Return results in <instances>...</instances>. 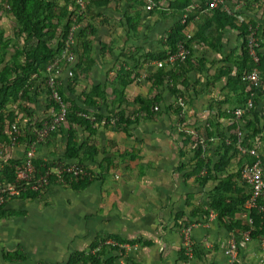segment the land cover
<instances>
[{
	"label": "rangeland",
	"instance_id": "374dc122",
	"mask_svg": "<svg viewBox=\"0 0 264 264\" xmlns=\"http://www.w3.org/2000/svg\"><path fill=\"white\" fill-rule=\"evenodd\" d=\"M68 1L72 3L68 11L72 12L75 10L73 7L74 1L77 2V0ZM84 1L88 3L89 0ZM223 1L222 6L224 9L236 15L238 14L243 20H254L264 27V0ZM64 2L65 0H56V3L61 6ZM88 8L86 5L81 15V24L79 25H83V30H85L86 25H89L86 19L92 13ZM7 9V0H0V30L2 37L5 40L12 41L15 47L20 48L22 39L16 38L15 35L17 22L7 12ZM151 10L146 11L149 12ZM61 30L62 28L60 27L59 31ZM88 32L89 30H87ZM95 35L96 33L89 34L93 53L98 51L97 43L100 40H104L101 33L99 36ZM226 39L228 48L221 50L223 51L221 56H226L229 53L227 50L230 48L231 52H238L241 47V40L237 35L229 33ZM157 40L155 39L156 47L158 46ZM14 50L11 45L6 49H0V56L3 59V64L0 68L12 57ZM146 50H148L147 47H145ZM195 50L199 54H203L202 50L198 48ZM79 51L80 43L78 39V46L75 48V61L69 65L61 57L59 72H52L55 82L54 87L58 95L62 99L66 97L65 95H68L72 100L82 101L89 105L88 117L92 121L93 114L108 117L117 114L118 111H122L127 118L135 123L126 131H113V123L109 125L106 122L100 125L96 124L94 126L95 136L90 140L98 148V155L94 162L81 164L78 160L68 161L63 159L67 137L65 123L61 124V122L54 129L49 128L54 123V118L58 115V112L53 111L49 107V101L52 98L47 82L46 84L41 80L35 82L28 91L27 97H23L15 106L10 108L11 111L14 109L13 112L16 115L13 125L15 124L18 129V142L13 149H8V145L1 143L3 141L0 140V144L4 146V149H7L6 152L0 155V161L12 158L25 162L28 158V153L32 152L31 158L33 161L41 160L44 163L54 165L50 173L57 174L68 166L82 169L84 174L91 178L90 185L83 192H74L65 187L60 181L51 183L47 181L36 199L29 201L9 200L5 209L18 212L19 216L0 220V252H26L28 256L25 255L29 259L26 264H67L69 256L74 251H81L87 248L86 246L90 241V233H98L102 217L105 216L109 219L112 217L121 218L127 207L132 206L137 197L140 198L142 203L149 202L148 192L125 193L120 191L119 187L124 184L134 186L148 184L149 155L151 150L156 147L154 140L159 138L158 136H165L181 144L182 139L179 137V132L182 129L179 126V120L185 122L186 126L183 130L193 139H195L196 128H204L206 124H210L209 129L216 137L207 145L204 157L209 159L211 167L219 161L222 153L219 136L222 135L226 138L231 134L232 127L235 125L239 126L250 147L256 149L264 159V95L241 93L234 96L231 94L226 96L225 102L226 92L224 91L225 87H223L225 79L220 80L218 78V69L229 66L223 62V59L218 62H212L214 65L205 88L196 76L190 75V77H187V79L190 78V83L188 82L184 86L178 85L175 89L168 82L163 81L161 85L159 84V73L156 72L152 64L153 61L140 59L138 66L130 65V68L135 69L137 74H143L145 77L142 78V75L141 77L138 75L129 87L124 88L126 91L124 94L126 102L123 103V107L117 108L109 105L110 98L107 97V90H101L100 79L90 83L83 78L82 74L75 77V73L78 74ZM142 54L141 50L135 57H140ZM261 54L264 57L263 48ZM120 56L124 59L130 58L128 52L123 50ZM213 58L218 60L220 57ZM110 59L113 62V67L109 69V72H114L115 68L121 65V62H126L124 59L121 61L112 57ZM98 60L100 69L101 63L105 62ZM230 66L232 65L230 64ZM111 76L113 77L114 75L111 74ZM263 78L264 76H259V84L264 91ZM212 79L214 81H211ZM69 81H73L71 87L73 94H68L65 91ZM116 84L119 86L116 81H109L105 87L111 89ZM59 87L64 89L62 93L58 91ZM172 89L174 93L171 91ZM101 93L104 97L100 95ZM137 98L142 100L153 98L155 100L151 106L152 111L150 109L151 115L148 119L144 118V114L140 113L139 104L135 101ZM248 101L252 102V108L246 110L241 119L237 121L233 112L236 109H244L245 106L243 107V105ZM225 104L228 105V109ZM63 106H66L65 102ZM154 107L158 109L154 110ZM178 108H181L180 115L175 113ZM223 114L226 115L225 118H223ZM245 121L249 122L258 133H254L252 128L246 129ZM87 137L86 131L78 129L77 138L79 143L84 142ZM183 150L186 152V156L182 160L185 165L184 170L190 171L194 165V153H192L191 146ZM126 152H132L137 156V159L133 162L127 160V157L124 156ZM227 160L228 169L232 165L238 164V156L233 151H230L229 159ZM126 176L129 177L127 178ZM175 176L178 183L182 186L179 188L181 192H175L171 195L173 203L172 215L178 214L177 210L185 209L187 204L193 207H207L208 198L213 188L212 182L201 187L194 178L189 179L187 183L182 180L179 174ZM144 206L147 207V204ZM127 211L132 210L128 209ZM194 223L186 222L185 224L173 226L180 236L181 248L184 251L182 231L188 227L193 229ZM87 226L90 227L91 232L87 230L88 233L84 234L82 229H87ZM99 233H102L99 235L102 237L108 234L105 231ZM135 241L139 242L136 246L128 245L121 248L120 259H123L124 256L138 255L140 250L143 249L140 244L143 241ZM230 241L228 240L225 251ZM191 243L193 255L198 249L193 243L192 236ZM205 249L203 248V250ZM118 254L119 252H114L111 255L119 258ZM235 264H238V249Z\"/></svg>",
	"mask_w": 264,
	"mask_h": 264
},
{
	"label": "trees",
	"instance_id": "16d2710c",
	"mask_svg": "<svg viewBox=\"0 0 264 264\" xmlns=\"http://www.w3.org/2000/svg\"><path fill=\"white\" fill-rule=\"evenodd\" d=\"M110 1L117 0H89L86 5L87 7L92 5L100 7L107 5ZM137 1L142 4L145 3L144 0ZM158 1L159 0H152V2H154L153 4H155L154 6H156ZM7 5V12L11 14L17 22V27L15 28L16 38L22 39L21 47H15L12 41L3 39L0 30V49H6L10 45L15 49L12 57L0 68V140L3 141L1 143L9 146L8 131L11 129L16 118L13 112L14 109L11 111L10 108L15 106L23 97H27L28 91L33 87L35 82L38 80H41L45 84L48 82L46 77L47 69L51 65L58 62V67L60 68L64 41L67 37L68 30L74 21L81 24V16L78 17L76 14V10L78 9L76 1H74L73 5L75 10L72 12L68 11L69 7L72 5L68 0H65L62 6L56 3V0H7ZM190 5L191 0H173L168 4V9L175 14L184 13ZM154 6L152 9H154ZM200 9L208 10L207 0L203 1ZM209 11H211L212 16L208 21V26L214 27L212 34L218 35L221 38L222 31L228 28L234 31L241 40L239 51L231 52L227 59V64H231L232 66L220 69L218 71V78H226L225 88L234 96L241 93H248L249 95L256 93L258 96H263L264 91L259 83L255 86L251 82L243 80V77L253 69L257 70L259 76H264V57L261 54L262 48L264 49V27L251 19L240 22L235 15L227 13L226 9L221 5L215 10ZM198 12L199 11L189 14L183 22L176 23L168 32L162 35L161 39L164 48L162 52L157 54H142L140 56L141 58H132L135 66H138L142 59L156 61L164 59L167 54H172L176 49L177 43L186 40L184 31ZM80 26L81 28L76 37V47L78 46V39L80 43V51L78 52L79 67L78 74L75 73V77L79 74H86L92 67V60L90 57L91 48L88 37L89 34H93L94 31L89 25L85 26V30H83V25ZM60 27L62 28L61 31H59ZM130 28L133 30L131 26ZM208 29L209 27H206L205 31L207 32ZM87 30H89L88 33ZM250 38H253L255 42L254 50L258 58L257 64L253 62L249 54L248 41ZM194 39L201 40L199 34L196 36L191 35L190 39L187 40V47L190 50V55L184 62L177 65L175 72H168L169 79H166L167 74L163 70H156V72L159 73L158 80L160 85L163 81L168 82V84L175 89L178 85L184 86L188 83L187 73L198 68L194 66V63L191 61L190 45ZM50 44H52V46H50ZM231 58L233 59L232 61ZM2 64L3 59L0 56V66ZM138 75L135 69L128 70L126 65L120 67L117 72V83L122 89H113L112 95L114 100L110 103L112 107L116 105L120 106L126 102L123 89L132 84ZM72 84L73 81H69L65 89L68 94H73V89L71 88ZM58 89L60 93L64 91V89L60 87ZM173 89L171 91L174 93ZM100 95L104 97L102 93ZM65 96L64 99L61 98L63 105L64 102L66 105L64 106L65 114L61 123H65L67 134L63 154V159L65 160H78L81 164L94 162L98 155V148L90 139L95 136L96 131L94 126L96 124L100 125L106 122V124L109 125L111 121H114L112 125L113 131H126L135 123L127 118L122 111H118L117 114L108 117L93 114L92 121L88 117L89 105L82 101L72 100L68 95ZM135 101L139 104L140 113L144 114V118L148 119L152 111L151 106L155 100L153 98H148L146 100L137 98ZM244 106L245 104L243 107ZM49 107L52 108L53 111L60 112L58 104L52 99L49 101ZM180 111L181 108L175 110L176 115H180ZM222 116L223 118L226 117L225 114ZM179 126L182 129L179 132V137L182 139L178 151L179 160L181 161V159L186 156V152L183 149L189 146H191L192 153H194V165L192 170L183 174V179L189 180L194 178L196 183L201 187L209 182L213 183V188L208 198L207 208L195 207L190 214V218L208 216L212 212L215 214L217 224L225 228L228 232L234 233L237 237H239L240 233L243 234L246 232H249L250 239L264 235V213L257 210H246L244 208L248 193L245 194L243 190V187L246 186L240 180L239 170L245 161L252 162L253 159L241 157L235 148L238 125H232L233 130H231V134L226 138L222 135L219 136L221 139L222 153L220 154L219 161L212 167L209 159L204 157L207 145L216 137L209 129L210 124H206L204 128H196L195 139L183 130L186 126L183 120H179ZM245 127L246 129L252 128L254 133H258L247 121H245ZM78 129L84 130L88 134L84 142L79 143L78 141ZM243 145L247 148H251L245 136ZM230 151H233L238 156L237 167L239 170H237L235 174H230L227 168V159H229ZM126 157L130 160L133 159L127 155ZM260 158L264 163L262 156H260ZM22 163L23 161L12 158L0 161V186L14 184L16 182V168L20 167ZM32 165L34 168L33 182L44 176L54 167L53 164H47L41 160H32ZM184 166L185 165H181L179 162L176 171L181 172L184 170ZM66 168L69 167H64L58 174H49L48 183L60 181L65 187H68L74 192H83L90 185L91 178L86 174L80 173L74 176L72 173L64 171ZM42 188L32 190L30 187H26L24 190H20L18 195L12 196L9 200L18 199L29 201L36 199L41 193ZM7 203L0 206V220L19 216L18 212L5 209ZM187 206L191 205L187 204ZM240 212L245 213L246 218L242 219L241 223H238L236 215ZM183 216V213L176 214L174 219L176 226H178L179 220ZM138 243L139 242L135 240L121 239L116 235H109L108 237L98 235L87 248L73 252L69 256L67 264H115L116 257L110 256L107 259L105 258L114 252H121L120 247L123 245L133 246ZM140 244L148 247L151 245L150 242L145 241L140 242ZM178 252L179 259L185 261L187 255L183 248ZM2 258L8 263H18L26 260L25 254L21 251L3 252ZM123 260L125 262L129 261L126 257H124Z\"/></svg>",
	"mask_w": 264,
	"mask_h": 264
},
{
	"label": "crops",
	"instance_id": "0c3cea01",
	"mask_svg": "<svg viewBox=\"0 0 264 264\" xmlns=\"http://www.w3.org/2000/svg\"><path fill=\"white\" fill-rule=\"evenodd\" d=\"M172 1L173 0H159L156 6H154V9L149 12L146 11L148 3L145 1V3L142 4L137 0H117L110 1L107 5L100 7L94 5L89 6L88 9H90L92 13L88 16L86 22L93 29V34L96 33L95 36H99L101 33L104 40H100L97 43L98 51H94V53L90 51L92 67L83 75V78L90 83L98 81L96 79H100L99 82L102 86L101 90H107V97L110 98L109 105L111 101L114 100L112 95L113 89L120 90L121 88L119 84V86L116 84V86L111 87V89L105 87V85H107L109 81L117 82V72L120 67L126 65L128 70L131 69L130 65L135 67L132 58H135L139 50H142L143 54H157L162 52L164 49L161 39L162 35L168 32L173 25L178 22H183L186 16L194 12L199 11L187 25L184 33L192 36L199 34L201 38V40L194 39L190 45L191 61L194 63V66L198 68L189 71L187 73L188 76H186H196L205 88L210 79L212 66L214 65L212 62H218L223 59V62L227 64V59L231 54V48L227 50L229 53L226 56H221L223 54L221 50L228 48L226 45L227 35L229 33H233L234 35L237 34L228 28L222 31L221 38L218 35L212 34L214 27L208 26V21L212 13L209 10L200 9L205 0H191V5L184 13L176 14L168 9V4ZM206 27H209L207 32L205 31ZM155 39H158L157 47ZM145 47H147L148 50L145 51ZM197 48L202 50L203 54H199L197 50L194 51V49ZM122 50L128 52L130 58H122L120 56ZM111 57L113 59H118V61L122 59L126 61L123 63L121 62V65L115 68V73L109 72V69L113 67V62L110 59ZM213 57L220 58L216 60ZM98 59L105 62L101 63L102 66H100V69ZM228 67H230V65ZM220 69H218V71ZM97 71L98 73H96ZM111 74L114 76L112 77ZM141 75L143 76V74ZM224 79L225 83L223 87L226 85V78L220 79ZM211 81H214V79ZM188 82L190 83V78H188ZM224 91L226 92V102V96L231 95V93L226 90V88H224ZM125 92L124 90V94ZM124 98L126 99L125 95ZM225 105L228 109V105ZM123 106L124 104L120 106L116 105L115 107L121 108ZM158 137L159 138L154 140L156 147L151 150L149 155L148 184L142 186L124 184L119 187V190L125 193H134L138 191L148 192L149 202L142 203L140 202V198L137 197V200L132 203V206L127 207V210L131 209L132 211L126 210L127 212L125 211L121 218L112 217L109 219L105 216L102 217L98 233H90V241L86 247L89 246L96 236L102 234L99 232L105 231L108 233L105 237L116 235L124 240H142L151 243L149 247L142 245L143 249L140 250L138 255L124 256L129 259L128 262H125L122 258L120 259L119 252V258L115 260V264H226L227 258L225 249L227 247V242L228 240L235 239L238 244V264H264V249L258 238L250 239L248 242L243 241L244 233H240L239 237H237L234 233H230L225 228L220 227L216 222L215 214L212 212L208 216L190 218V214L195 207L187 205H185V209L177 210L178 213L184 214L181 220H179V224L195 222L193 224L191 236L199 252H194L190 257L187 256L185 261L179 259L178 251L181 249V239L177 230L173 227L175 225L174 217L176 215H172L173 203L171 195L175 192H181L179 188L182 185L178 183L175 175L179 174L182 180L188 183V180H184L182 176L189 170H182L181 172L176 171L179 162L181 165L183 164V159L180 161L178 158V144L180 147V143L165 136ZM126 155L133 158L132 160L127 158V160L131 162L137 159V156L132 152H126L124 156ZM237 168V164H234L228 169V172L230 174H235ZM126 177L128 178L129 176ZM243 190L245 194L248 193L246 187H243ZM146 204L147 207L144 206ZM197 207L200 208L199 206ZM202 208L206 209L207 207L204 206ZM245 218V213L243 212L236 215L238 223H241V220ZM82 230L84 234L88 233L87 230L91 232L88 226L87 229L83 228ZM125 246L128 245H123L120 248H124ZM203 248L206 249L203 250ZM24 254L27 255L26 252H24ZM109 257L110 256L107 258ZM111 257L115 256L111 255ZM28 260L27 257L24 262L8 263L3 260L2 252H0V264H26Z\"/></svg>",
	"mask_w": 264,
	"mask_h": 264
},
{
	"label": "built area",
	"instance_id": "2783aa9c",
	"mask_svg": "<svg viewBox=\"0 0 264 264\" xmlns=\"http://www.w3.org/2000/svg\"><path fill=\"white\" fill-rule=\"evenodd\" d=\"M148 3L146 6V10H151L154 6L152 0H144ZM208 1V10H215L218 6H222L224 1L223 0H207ZM78 9L76 10L77 16H81L82 12L87 4L84 0H77ZM227 13L233 14L236 18L242 22L243 19L240 16L229 12L226 10ZM80 30L79 23L75 22L70 26L68 30L67 37L64 41V50L62 54V58L71 65L75 61V48L77 44V34ZM191 35L186 34V40L180 41L176 45V49L172 54H167V56L162 60L153 61V66L156 70H163L167 76L166 79H169L168 72H175L176 67L179 63L184 62L187 57L190 55V50L187 47V40L190 39ZM255 42L253 38H250L248 41V48L249 54L255 64L258 63V58L256 56L255 50ZM58 62H55L47 69V79H48V88L51 93L52 100L58 104L60 108V112L54 118V123L50 125V129H54L56 125L60 124L63 120L65 114V107L63 106L61 96L58 95L55 89V82H54V75L52 74L55 72H59ZM145 76H142L144 78ZM243 80L251 82L253 85L257 86L259 83V76L256 69L251 70L250 72L246 73L243 77ZM252 108V102L248 101L245 104L244 109H236L233 112L236 120L239 121L246 110ZM157 107H154V110H157ZM111 123H114L112 121ZM18 129L14 125L11 126V129L8 131V137L10 141V145L7 147L8 149H13L17 144V136ZM237 143L235 148L238 154L241 157L252 158V162L245 161L239 170L240 180L242 183L245 184L246 188L248 189V198L245 202L244 208L246 210H257L259 212L264 213V163L262 162L259 153L254 148H247L243 145L244 142V135L241 129L237 128ZM7 149H4V146L0 144V155L3 152H6ZM32 152L28 153V158L26 161L22 163L20 167L16 168V176L17 180L14 184H6L5 186H0V206L9 202V199L12 196L18 195L20 190H24L26 187H30L32 190H37L42 188L46 182L48 181V175L53 174L47 172L44 176L37 179L33 182V173L34 168L32 165ZM67 173H72L74 176L77 174H84L82 169H75L72 167L64 169ZM59 173V172H58ZM57 173V174H58ZM24 174V175H22ZM191 227L185 228L182 231V240H183V247L185 249L186 255L191 256ZM262 248L264 249V235L258 237ZM243 241L248 242L250 241L249 232L244 233ZM237 248L238 244L235 239L230 241V244L225 251V255L227 258L226 264H235L237 261Z\"/></svg>",
	"mask_w": 264,
	"mask_h": 264
}]
</instances>
